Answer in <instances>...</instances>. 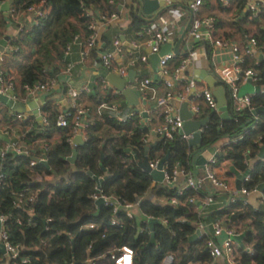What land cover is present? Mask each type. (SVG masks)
Wrapping results in <instances>:
<instances>
[{
    "label": "trees",
    "instance_id": "obj_1",
    "mask_svg": "<svg viewBox=\"0 0 264 264\" xmlns=\"http://www.w3.org/2000/svg\"><path fill=\"white\" fill-rule=\"evenodd\" d=\"M4 1L9 3V10L13 12L0 9V40L6 36L8 26L17 28L18 34L9 42V50L4 54L0 68L4 77L15 83V93H21L22 98L27 96L25 86L32 87L59 78L65 69L64 51L74 37H87L92 23L100 21L101 17L117 14L115 0ZM246 3V0H232L230 7L217 3L221 17L204 18L200 11L195 17L199 20L213 19L212 34L215 38L228 37L227 34L219 36L220 32L216 33L228 24L244 36V44L251 38L255 39L258 52L264 54V6L260 7L257 18L252 19L249 10H245ZM30 8H40L46 14L33 17L35 25L23 27L20 19L28 15ZM145 22L132 14L131 27L135 31L139 32ZM112 26H106L100 36L105 46L108 44L105 35ZM202 44L209 52V44ZM198 45L200 43L195 46ZM100 51L99 47L92 49L86 63L98 59ZM179 63L180 59L175 57L170 62V69L173 71ZM254 65V56L247 57L243 68L255 70L259 74L257 85L263 86L264 62L257 67ZM182 86H177L176 91ZM226 96L227 120H222L217 111L209 110L201 102V116L197 120L208 119L201 135V146L208 148L224 137L230 138L233 142L225 147L224 156L218 161H229L242 173L248 167L246 154L253 160L264 147V112L256 115L247 109L236 112L227 91ZM81 98L92 103L87 113L89 125L82 133L84 143L81 146L75 148L70 142L74 136V112L68 118V127H56L55 118L59 112L48 101L41 108L49 122L44 133L35 135V130L25 133L28 124H19L25 135L21 141L30 146L29 154L18 156L7 153L0 159V174L4 176L0 181V215L5 218L3 226L12 242L31 249L22 253L23 257L31 258L30 264H113L114 256L123 247L133 250V264H161L168 255L174 257V264L209 263L212 259L204 247L207 238L190 241V237L196 230V222L207 225L217 221H223L229 229L242 224L239 234L243 235V239L235 249L238 264H264V212L244 205L241 199L227 202V195L217 192L212 196L216 204L204 207L203 214L198 213V207L210 195L208 184L203 186L202 191L195 192L185 188V179H182L181 185L160 186L152 200L143 199L154 189L151 187L152 177L138 166L146 146L143 143L146 129L142 122L136 116L124 122L102 117L97 108L118 98L103 90L100 83L91 89L89 95L81 93ZM251 104L255 110L264 109V93L252 95ZM7 112L8 108H0V122L15 125L16 119ZM254 117L258 119L256 124ZM253 124L255 128L250 129ZM33 125L38 127L36 123ZM55 132L60 133V140L49 141ZM74 149L77 155L71 163L68 158ZM193 150L176 134L171 140H158L150 149L149 159L161 160L169 154L165 162L168 171L178 168L184 173L194 174ZM42 158L46 159L50 170L37 162ZM32 161L35 162L33 167L30 166ZM106 174L110 177L100 187L104 196L120 203L138 204L140 213L160 222L154 225L153 242L148 224L138 215L130 219L120 208L115 213L112 203L103 204L98 209L94 200L97 194L95 178H103ZM45 175L52 180H41ZM38 177L40 181H35ZM250 178L251 182L244 184L247 189L264 183V162L253 166ZM24 190L29 197H34L32 205L17 204L16 193ZM170 198H175L178 205H171L167 201ZM191 198L195 201L190 203ZM139 200L142 201L139 203ZM262 204L264 206V201ZM30 209H33L32 214L28 213ZM205 214L206 218L203 217ZM113 220L119 225H113ZM87 224H94L96 228L83 229Z\"/></svg>",
    "mask_w": 264,
    "mask_h": 264
},
{
    "label": "built area",
    "instance_id": "obj_2",
    "mask_svg": "<svg viewBox=\"0 0 264 264\" xmlns=\"http://www.w3.org/2000/svg\"><path fill=\"white\" fill-rule=\"evenodd\" d=\"M207 0H190V3L187 6V10H178L175 8V4L177 0H163L164 6L166 7L165 13L168 12L171 15V20L163 17L162 14L157 19L151 22H145L146 25L138 32V35L143 41V45L149 48L150 54H158L162 46L168 43L170 37L172 35V31L174 30V26L177 21L181 20L182 18H186L191 16V23L189 26V38L191 41L186 43L185 45V55L180 58V63L173 71L170 69V62L175 58L173 54H166L159 58L157 68H158V79L153 80L151 78H144L137 81L132 89L138 93L143 101H151L154 99V92L156 87L161 86L165 89V93L159 97H155L156 101V108L160 111L161 118L156 127L151 125V120L154 117L153 112H150L148 109L143 111H136V112H129L125 115L120 114V110L116 102L105 103L100 105L97 108L99 114L102 111L108 112V117L115 118L119 122H124L134 116L138 117L140 121H143V127L146 129V134L143 137V143L148 145L150 137H155L158 140H171L174 135H179L181 139L185 140L187 143L192 138V135H181L179 132L183 128V121L181 120L180 116L177 113L175 102L183 103L185 102L188 94L196 89V84L192 80H186L184 74L190 65H193L197 61L198 53L193 49L192 43L201 44L206 42L212 48L217 47L222 50L229 49L232 53V65L224 67L223 69L217 72V81L219 85H221L229 94V98L232 103V108L236 111H243L248 110L251 112L252 115L254 114L255 109L252 107L251 104V96L247 95L244 97H239V90L240 88L245 85L248 81H251L253 85H257L259 81V74L251 69V68H243L246 63L247 57H253L258 52V44L255 39L251 38L247 41L243 47L234 44L231 40L227 38H215L212 34L213 32V19L206 18L203 20H199L195 17L196 14L200 11V8L205 5ZM218 4L222 7H230L232 4V0H216ZM8 3L4 0L0 2V9L5 7V4ZM9 5V3H8ZM264 6V0H255L251 5L247 6L246 10H249L251 16L250 18L255 19L258 16L260 11V7ZM9 6L7 7V12L9 10ZM46 13L40 8H30L28 11V15L25 17H30L33 24H36V20L33 17H42ZM137 14V11H136ZM135 14V15H136ZM138 15V14H137ZM136 15V16H137ZM118 20V14L113 13L110 16L101 17L100 21H96L92 23L89 27L91 33L85 37L81 38L80 36L74 37L72 42H70L65 51L63 56V61L65 63V69L61 72V74H71V71L75 65L74 62L71 61L70 57L73 53V49H76V53L78 55L79 61L77 64L85 65L86 61L89 59V52L92 49L100 48V36L104 30V28L108 25H114L115 22ZM204 29V33L200 32L201 29ZM206 49L205 45L202 44ZM137 45H133L132 51H126L123 48L122 42L118 37H115L111 43V47L108 50H102L99 52L98 55V63L101 68L107 74H115L121 78H126L128 72L133 70L137 65L142 64L146 65L148 60V55L138 54ZM9 50V47H6V51ZM264 55V54H262ZM4 54L0 55V64L2 62ZM123 64H118V61ZM59 82V78L50 80L47 83L43 84H36L32 87L25 86L24 89L28 96H34L39 93L44 95H50L53 90V87ZM101 87L105 91H110L114 96L117 98L121 97V92L112 88L108 82L102 78L99 81ZM181 90L176 91V87L179 85ZM15 83L11 82L10 79H6L3 75V72L0 68V94L6 95L8 91H13V96L10 98L14 101L18 100V96L14 90ZM94 86L90 87L85 85L81 89H75L72 87L67 88L66 92V108L59 111L58 115L55 118V125L59 128H66L69 125L68 118L74 112L73 120V130L74 136L72 139L78 135H83V131L85 128L88 127V109L82 105L80 94L85 93L89 95L91 93V89ZM152 93V94H151ZM264 93V92H261ZM201 99L205 106L211 111H217V104L214 98V95L211 90L207 88H203L197 93V98ZM149 104V103H148ZM192 115V120L197 121L201 116V108L198 104L194 103L189 111ZM143 114L146 117H143ZM16 120H21L25 122V117L23 115L17 114ZM42 123L46 127H49V122L46 116H43ZM257 117H254V123H257ZM200 121V120H199ZM208 122V121H207ZM255 124H253L250 129L255 128ZM207 123L204 127L200 128L198 131L202 135L204 133V129L206 128ZM228 140L226 146H228L233 141L228 138L224 137ZM222 138V139H224ZM70 140V142L72 141ZM221 140V139H220ZM219 141V140H218ZM217 141V142H218ZM216 142V143H217ZM216 143L211 145L208 148H213L214 151L218 154H222L224 156V148H216ZM208 148H202V151H206ZM46 150L47 147H44ZM30 151V146L26 143L22 142L21 139H17L15 141L10 142L4 150L0 151V159H2L7 153H13L15 155H28ZM221 156V157H223ZM211 156L204 168L202 169V175L197 176L194 174L184 173L178 168L173 169L172 172L168 171L165 167V164L162 166L161 172L163 173V183L167 187H173L177 183L179 179H185V188L192 189L195 192H200L203 189V186L207 183L210 195H208L205 200L203 201L200 206L202 209L204 207H209L214 204L213 195L217 192L227 195L228 199L227 202L234 203L236 200L241 199L244 205H250L248 201V196L255 191L254 189H247L244 187V184H248L251 182L250 173L244 177L242 180V187L240 189H236L232 187V184L228 180V171L232 166L229 161H221L219 162L218 159L221 158ZM246 154L245 163L249 165L250 158ZM45 161V159H41ZM264 162V159L261 160ZM160 163L159 158H153L148 160L149 167L153 170L158 168ZM230 167H227L228 165ZM35 162L32 161L30 166L33 167ZM233 167V166H232ZM248 169V167H247ZM246 169V170H247ZM219 170V171H217ZM230 172V171H229ZM231 173V172H230ZM244 173V172H243ZM240 173V174H243ZM4 178L2 174H0V181ZM98 190V188H97ZM17 196V204L22 205L24 203L28 205H32L34 202L33 196H28L26 190L22 191L21 193H16ZM146 197V196H145ZM144 197V198H145ZM143 198V199H144ZM98 199H102L104 204L112 203L113 205V212L120 208L123 209L126 215L131 219L134 215H137L145 222L151 217H146L142 213L139 212L138 204L127 203L123 202L120 203L118 200L104 196L101 191L94 196L95 202ZM113 199V200H111ZM195 198L189 199V202H193ZM142 200H139L140 203ZM171 205H178V201L175 198H170L167 200ZM261 201H264V195L261 198ZM221 206V205H220ZM33 209L29 210V214H32ZM5 222L4 216L0 215V251L2 253V257H0V263L2 264H11L12 262H19V264H30L31 258L30 257H23V251H28L31 249H27L20 244L14 243L11 241L9 234L6 232L3 224ZM19 222V221H18ZM113 225H119L116 220L112 221ZM208 225V226H207ZM204 224L202 222H196V230L199 231V235L197 238L206 237V241L204 242L205 250L207 251L209 257L212 261L217 259H221L225 264H238L235 257V249L238 243H236L233 238L235 236H239L233 229H229L225 227L223 221H217L214 223ZM212 228V232L209 229ZM208 227V228H207ZM96 226L94 224H87L83 227L85 230H92L95 229ZM225 233L227 238L223 240L221 243L218 241V237ZM133 257L134 252L129 247H123L118 250V253L114 256L113 264H133ZM161 264H174V257L172 255H168L164 258Z\"/></svg>",
    "mask_w": 264,
    "mask_h": 264
},
{
    "label": "crops",
    "instance_id": "obj_3",
    "mask_svg": "<svg viewBox=\"0 0 264 264\" xmlns=\"http://www.w3.org/2000/svg\"><path fill=\"white\" fill-rule=\"evenodd\" d=\"M115 1H116L115 5L117 6L118 20L115 22V24L112 26V28L109 31H107L105 36H106L108 44H106V46H105V43L101 42V44H100L101 50L110 49L113 39L115 37H118L120 39V41L122 42L123 48L126 51H132L133 45H137L138 49L136 48L137 49L136 51H138V54L148 55V60H147L146 65L139 64L133 69V71L135 72V76L133 78L132 83L128 82V75L125 78V79H127L126 87L128 89H130L131 91H133L137 95V97L139 99V105L135 109L130 108L128 106V104L126 103V100L122 96V94H121V97H119L116 101H114V103L116 102V104L118 105L121 115H125L131 111L132 112H136V111H143L144 112L145 110L148 109L150 112L155 113L153 119L151 120V125L156 127L161 116H160V111L156 108V101L154 99H155V97L156 98L161 97L165 93V89L161 86L156 87V90L154 92V99L151 100L150 102L147 101L149 104L146 103V101H143L141 99L140 95L132 89L134 84L141 79L151 78L155 81L159 77L158 76V70L155 72L152 65H151V62H150V57H151L150 55L151 54H150L149 48L146 47L145 45H143V41L140 38V36L138 35V32L135 31L133 27H131V16L133 13L136 14V11L138 14V2L142 1V0H115ZM254 1L255 0H246L247 3L245 6V10L247 9V6L249 4L251 5ZM189 3H190V0H177V2L175 4V8L178 10H181V11L187 10V6ZM165 10L161 14H159L158 16H155V14H153L151 16L143 15L142 17L151 22V21L157 19V17H159L160 15L164 14ZM200 14L204 18L210 17V16H215V15H218L220 17L222 16L219 12V5L217 4L216 0H207L205 5L200 9ZM163 17L167 18L168 20L172 19L170 13H168V12H166L163 15ZM190 20H191V16H188L186 18H182L181 20L177 21L175 26H174V30L172 31V35L170 37V40H169V41H171L170 42L171 43L170 54H173L178 59H180L181 57H183L185 55V45H186V43L191 41V39L189 38V35H188V33H189V29H188V31L185 34V37L182 41V44L179 48V55H176L174 53V49H175L179 39L181 38V36L184 34L186 29L188 28ZM20 22L22 23L21 26H23V27L24 26H28V27L30 26L31 27L34 23L32 21V19L28 16L24 17V19H20ZM200 32L202 34H205L204 33L205 31L203 28L200 30ZM219 32H220L219 36H224L227 34L228 35L227 39L231 40L234 44H237L238 46L243 47L244 41H245L244 36L242 37V35L237 30L230 28V26L228 24H226L224 27L218 29L216 33L218 34ZM17 34H18L17 28H15L13 26H8L7 31H6V36H8L10 39L7 43V47L9 45V42L11 41V39ZM196 44L197 43H192V47L198 53L197 61L195 63H193V65H190V67H188V69L186 70V72L184 74V77L186 78V80L194 81L197 87L195 90H192L188 94L185 102H183V103H178L177 101L175 102V107H176V110H177V113L179 116H180V111L184 105H186L185 107H187L186 109L188 111H190V108L194 103L198 104V106H201L203 101L201 99H196L197 93H199L201 89L207 88V89L211 90L210 87L208 86V84L204 81V78L202 77V75H200V74L205 73L206 75H208V77H211L212 79H214L218 83L217 78H216L217 72L219 70L223 69L224 67L231 66L233 63L232 62V53L229 49L222 50L220 48L213 46L212 48H210V51L208 52L204 48V46H202L201 44L198 46H195ZM72 51H73V53H72L70 59L72 62L75 63V65L71 71V74H68V75L67 74L66 75L60 74L59 75V82L53 87V90L50 93V95H47V94L44 95V94L39 93V94L34 95V96H28L27 95L25 98H22L21 93H19V95L16 94L18 96V100H16V102H18L20 105L24 106L23 111L20 113H15V112L11 111L10 109H8L7 114L10 115L11 117H14V118L16 117L17 114H20V115H23L26 120H25V122L21 121V120H16L17 122L13 126H8V125L2 124L0 122V137H1L0 138V151L4 150V148L10 142L15 141L17 139H21V140L23 139V137L25 136L24 131L22 129L23 127L20 126L19 124H21V125L23 123L28 124V126L25 129V133H29L31 130H35V131H33V132H35V135H39L40 133L41 134L44 133L45 126L42 123V119L40 120V118H42L44 116V114H42V112H41V108L48 101L51 103V105L53 107H56L59 111L66 108L67 107L66 106V104H67L66 103L67 88L72 87V88L79 90L82 87H84L85 85H88L90 87L97 86L100 79H102V78H104L107 81V77L109 74H107L101 68V66L97 62L98 61L97 58L88 61V63H85V65L77 64V61H79V59H78V55L76 53V49H73ZM260 55H262V53L257 52L256 55L254 56V60H255L254 66H256V67L259 65V63L264 62V60L260 61V59H259ZM250 61H253V59ZM123 63H124L123 60H122V63L120 61H118V64H123ZM108 84L112 88H114L109 82H108ZM218 86L220 87L221 85H219V83H218ZM81 103L88 110H89V108H91L92 103L89 100H87L85 98H83V99L81 98ZM226 104H227V96H226ZM4 107H5L4 105H0V108H4ZM100 115L102 117L108 116V112L102 111ZM218 115L220 117L219 113H218ZM197 121H199V120H197ZM141 122H143V121H141ZM32 123L33 124L36 123L38 125V127H35ZM81 137H82V141L84 143V136L81 135ZM76 138H77V136L72 139V141H71L72 144ZM59 140H60V133H58V132L53 133L49 138V141H52V142H57ZM149 142L150 143L146 146H149V145L154 146L157 143V139L152 136V137H150ZM227 143H228V140L226 138L221 139L216 143V148H218V147L224 148V147H226ZM82 144H81V142H79L78 146H81ZM73 146H75V145L73 144ZM75 148H76V146H75ZM259 151H258V153H259ZM258 153L256 154V157H258ZM142 159H143V156L139 161H142ZM191 160H192V164H193L194 157L192 158V155H191ZM230 166L231 165L229 164L227 167H230ZM193 168H194L193 169L194 173L197 176L202 175V169L196 168L194 166V164H193ZM217 171H219V170H217ZM229 171L231 172V170H229ZM229 171H228V175H229L228 180L232 184V187H234L236 190V189H238L237 188L238 179H237L236 175H234L232 172L230 173ZM41 178L38 177L35 181H40L38 179H41V180L44 179L47 182L52 180V177H50L48 175H45L44 177H41ZM99 179H101V178H99ZM176 184L181 185L182 179L178 180ZM241 187H242V182H241ZM152 189H154V190H152L149 194H146V197L151 199V200L154 199V194H155L154 192L156 189H159V186L156 188H152ZM258 203L262 204L261 199L258 200ZM198 208H199L198 213H200L202 211V206H199ZM254 209L258 210L256 208H254ZM136 215H137V213H136ZM203 217L206 218V214ZM209 225H211V224H209ZM233 226H234L233 230L235 232L237 231L238 232L237 234H239V231L242 229V224H238L236 226L233 225ZM148 228H149V226H148ZM209 229L212 232V228H210V226H209ZM226 238H227V235L225 233H222V235L220 237H218V241L221 243ZM191 264H225V263L221 259H217V260L211 261L209 263L196 262V263H191Z\"/></svg>",
    "mask_w": 264,
    "mask_h": 264
},
{
    "label": "water",
    "instance_id": "obj_4",
    "mask_svg": "<svg viewBox=\"0 0 264 264\" xmlns=\"http://www.w3.org/2000/svg\"><path fill=\"white\" fill-rule=\"evenodd\" d=\"M8 7V3L5 4V7H3L2 10H6ZM166 9V7L164 6L163 0H142L138 2V16L140 18H142L144 21L146 22H150L149 20L144 19L142 16H151L153 14H155V16H158L159 14H161L164 10ZM192 19V17H191ZM191 23V20H190ZM189 23V26H190ZM188 26V28H189ZM188 28L186 29V31L184 32V34L181 36V38L179 39L175 49H174V53L176 55H179V48L182 44V41L185 37V34L188 31ZM9 37L5 36L4 38H2L0 40V55L1 54H6V47H7V43L9 41ZM171 41H169L167 44H165L164 46L161 47L160 52L158 54H151L150 56V62L151 65L154 69V71L156 72L158 70L157 68V64H158V60L161 56L166 55V54H170V46H171ZM260 61L264 60V55H260L259 56ZM202 75V77L204 78V81L208 84V86L210 87L211 91L213 92V95L216 99V104H217V112L220 114L221 119L223 120H227L229 118L228 116V109H227V104H226V90L222 87V86H218V83L212 79L211 77H208V75H206L205 73L200 74ZM135 76V72L133 70H130L128 73V82L132 83L133 82V78ZM107 81L118 91L121 92L122 96L125 98L126 103L128 104V106L132 109H135L138 105H139V99L137 97V95L131 91L130 89H128L126 87V83H127V79L125 78H121L115 74H109L107 77ZM261 92H264V85L263 86H257V85H253L251 81H248L245 85H243L240 90H239V97H244L247 95H256L259 94ZM10 96H13V91H8L6 93V95H2L0 94V105H4L6 108L10 109L11 111L15 112V113H20L23 111L24 106L20 105L18 102L12 100L10 98ZM186 105H184L180 111V118L183 121V128L182 130L179 132V134L181 135H192V138L188 141V146L190 148H194L195 150H193L192 153V158L194 157V161L193 164L196 168H200L203 169L204 165L206 164L207 160L213 156V157H218V156H223L222 154H218L214 151L213 148H208L206 151H202V146H201V134L198 131L200 128L204 127L205 124L207 123L208 119H202L200 121H192V115L191 113L186 109L187 107H185ZM264 112L263 108H257L254 111V114H259ZM143 117H146L145 114H143ZM41 120V118H40ZM1 138V137H0ZM79 142H81V144L83 143L82 141V137L80 135L77 136V138L75 139V141L73 142V144L77 147L79 145ZM153 147V145H149V146H145L144 147V155H143V159L142 161H138V166L146 173H148L152 179H153V183H152V188H156V187H160L161 185H165L163 183V173L161 172L162 166L165 164V162L168 160V156L169 154H167L163 159L160 160V163L158 165V168L153 170L149 167L148 164V160H149V152L150 149ZM129 152V151H128ZM77 155V151L74 149L72 151V156L68 158V161L73 163L75 158ZM21 156H24V154H22ZM45 159V158H43ZM248 159V157H247ZM264 159V147H262L258 153V157H256L253 160H250L249 165H248V169L243 173L240 174L234 167H231L230 170L231 172L236 175L238 181H237V188L240 189L241 187V182L244 179V177L246 175H248L251 170L253 169V166L258 163L261 162V160ZM37 162L41 163L42 165H44L46 167L47 170H50V167L45 159V161L42 160H37ZM110 175L106 174L103 178L101 179H97L95 178L96 182H97V193H99L100 187L102 185V183L109 178ZM264 195V183L259 184L256 188L255 191L252 192L249 196H248V201L251 204L252 207L264 212V206L263 204H259L258 200L262 198V196ZM145 200H148L149 198L145 197ZM113 200V199H111ZM104 201L102 199H98L96 201V205L98 207V209L101 208V206H103ZM160 223L158 220L156 219H149L147 221V224L149 226V229L151 231V242H153L154 239V234H153V228L154 225ZM199 235V231H195V233L190 237V241H193L197 238V236ZM243 239V235H239V236H235L233 238V240L241 245V241Z\"/></svg>",
    "mask_w": 264,
    "mask_h": 264
}]
</instances>
